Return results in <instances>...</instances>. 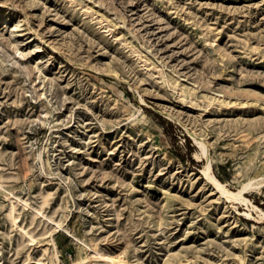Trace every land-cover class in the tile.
<instances>
[{
    "label": "rangeland",
    "instance_id": "rangeland-1",
    "mask_svg": "<svg viewBox=\"0 0 264 264\" xmlns=\"http://www.w3.org/2000/svg\"><path fill=\"white\" fill-rule=\"evenodd\" d=\"M208 158L264 176V0H0V264H264Z\"/></svg>",
    "mask_w": 264,
    "mask_h": 264
},
{
    "label": "bare ground",
    "instance_id": "bare-ground-1",
    "mask_svg": "<svg viewBox=\"0 0 264 264\" xmlns=\"http://www.w3.org/2000/svg\"><path fill=\"white\" fill-rule=\"evenodd\" d=\"M195 138L202 149L201 151L204 154H207V145L197 137ZM203 172L213 182L215 187L220 191L221 196L226 201L232 202L235 207H238V204L243 205L244 210H239L241 213L245 214L248 218H252L258 222H264V209L257 205L252 200V198L248 196V193L254 189L261 191L262 187L264 186V176L248 177L241 182V185L237 189H233L230 188L226 182L218 178L214 173L212 160L210 158H208V162L205 164Z\"/></svg>",
    "mask_w": 264,
    "mask_h": 264
}]
</instances>
